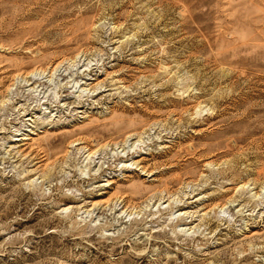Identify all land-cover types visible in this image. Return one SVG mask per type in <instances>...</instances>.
Listing matches in <instances>:
<instances>
[{"label":"rangeland","instance_id":"obj_1","mask_svg":"<svg viewBox=\"0 0 264 264\" xmlns=\"http://www.w3.org/2000/svg\"><path fill=\"white\" fill-rule=\"evenodd\" d=\"M0 264H264V0H0Z\"/></svg>","mask_w":264,"mask_h":264},{"label":"bare ground","instance_id":"obj_2","mask_svg":"<svg viewBox=\"0 0 264 264\" xmlns=\"http://www.w3.org/2000/svg\"><path fill=\"white\" fill-rule=\"evenodd\" d=\"M43 71L45 72L46 70H43ZM34 73H35V71H31V72L26 74L27 75L26 77L28 79L27 82H32V84L38 83L40 86H44L46 84V81H42V79H40V78H34L33 77ZM66 87H67V85H66ZM66 87H63V88H66ZM65 91H67V89H65ZM117 248H118V246L115 247V249H117ZM115 249H114V251H116Z\"/></svg>","mask_w":264,"mask_h":264}]
</instances>
